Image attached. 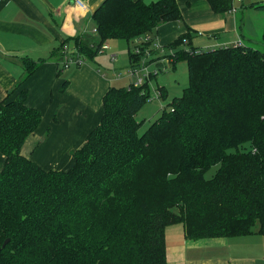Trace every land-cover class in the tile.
Wrapping results in <instances>:
<instances>
[{"label": "trees", "instance_id": "obj_1", "mask_svg": "<svg viewBox=\"0 0 264 264\" xmlns=\"http://www.w3.org/2000/svg\"><path fill=\"white\" fill-rule=\"evenodd\" d=\"M178 1L104 0L95 37H71L52 54L93 63L105 42L121 38L136 66L132 44L182 21ZM207 1L219 14L232 7ZM262 34L257 47L176 51L189 85L143 134L137 114L148 85L110 87L100 124L60 171L22 152L43 120L24 84L49 59L23 58L24 78L0 100V247L9 239L0 264H168L167 227L179 223L189 240L264 234Z\"/></svg>", "mask_w": 264, "mask_h": 264}, {"label": "crops", "instance_id": "obj_2", "mask_svg": "<svg viewBox=\"0 0 264 264\" xmlns=\"http://www.w3.org/2000/svg\"><path fill=\"white\" fill-rule=\"evenodd\" d=\"M81 1L83 8L75 0H0V100L24 78L23 58H49L40 63L24 84L29 90L27 104L40 110L43 120L22 152L43 168L59 171L74 165V150L82 147L88 134L100 124L103 96L116 81V77L104 73L94 62L85 60L80 65L64 68L65 56L52 54L71 37H95L93 13L104 0ZM178 3L183 20L161 24L155 31L153 39L161 47L173 44L187 33L191 38L186 41L191 44L194 38L206 35L201 44L210 47L231 46L240 38L245 46H255L262 38L261 33L257 41L252 39L264 29V14L260 15L263 24L259 31L252 32L245 18L255 15L257 10L244 5V1L236 3V13L229 10L225 14L215 13L207 0H179ZM108 45L109 50L124 47L123 43L113 40ZM130 46L128 42V50ZM203 48L206 47L196 49ZM162 87L167 96L166 88ZM5 161L0 153V170ZM174 225L178 224L169 226ZM169 226L168 264H264V234L189 240L183 225ZM251 243L254 245L250 246Z\"/></svg>", "mask_w": 264, "mask_h": 264}, {"label": "rangeland", "instance_id": "obj_3", "mask_svg": "<svg viewBox=\"0 0 264 264\" xmlns=\"http://www.w3.org/2000/svg\"><path fill=\"white\" fill-rule=\"evenodd\" d=\"M243 1L244 5L248 7L252 6L254 10H257L255 15L245 18V20H248L250 22L252 32H257L259 31V26L263 24V21H261L262 17H260V15L264 14V0ZM260 5H262V7H260ZM242 10L243 9H240L241 13ZM241 21L242 20H240V22ZM262 32L254 34L252 39L254 41H257L260 38ZM241 33L242 32H239V34ZM204 37L207 36L202 35L198 38H194V44L187 42L186 44H180L173 49H171L169 46L159 47L160 43H158L157 45L155 42H152L153 45H149V48H144V51L140 54V58L138 61L139 64L136 65V67L140 69V77L144 79L145 84L149 87V99L145 103V106L137 114V120L142 123L139 129L140 134L146 132V130L149 129L150 125L161 117L163 109H170L169 102H171V100L175 98V96H180L183 93L184 88H187L189 85V73L186 60L180 58L177 59V61L174 60L172 63V60L170 59L174 58V56L172 57V54L175 51L187 50L191 46H194L196 48L202 46L206 47L203 49L216 48L201 44V41ZM113 41L123 43L124 47L120 50H100V53H98V55L94 57L93 62L96 63L97 66H99V68L104 71V73H108L111 76L116 77L115 86L117 85L130 87V85L133 83L132 78L130 77L132 64L130 49L128 50V42L127 40L121 38H114ZM132 46L135 48L134 44H132ZM258 47H261L260 44ZM161 58L165 59L166 67H168L165 71H158L159 68L157 67V61H159V59ZM90 65L93 66V64ZM72 66H75V64H73ZM137 78L138 77L135 76L134 79L136 80ZM162 86H164L168 92L166 98L162 95ZM213 172L214 170L210 171L208 173V176H211ZM174 226L175 227L169 226V228H179L182 227V224L179 223L178 225ZM249 245L253 246L254 244L251 243ZM204 248H202L201 253L205 252Z\"/></svg>", "mask_w": 264, "mask_h": 264}, {"label": "built area", "instance_id": "obj_4", "mask_svg": "<svg viewBox=\"0 0 264 264\" xmlns=\"http://www.w3.org/2000/svg\"><path fill=\"white\" fill-rule=\"evenodd\" d=\"M243 0H232V7L230 8V11L233 13L237 12L238 7L236 6V3H241ZM76 4L79 5L80 7H84V3L81 0H75ZM229 11V12H230ZM95 32H97V30L95 29ZM152 42H155L157 45L158 43H160L159 41L156 42V40H154L153 38H151L150 35H145L140 39H137L135 42V48L133 49L134 53L140 54L144 51V48H149V45H153ZM184 42H187L186 40ZM241 38L239 39V41L234 44L235 46L240 45L241 43ZM156 45V46H157ZM233 45V46H234ZM228 45L223 44L221 46H217V47H227ZM109 47L108 42H105L102 45L101 50H106ZM161 47V45L159 46ZM216 47V48H217ZM208 49H213V48H208ZM197 50H202V49H197ZM177 52L175 51L172 54V57H175V54ZM172 60V63L174 61V58H170ZM84 60H81L79 58L76 57H68L64 62H63V66L64 68H69L71 67V65L75 64V65H80L81 63H83ZM157 63H159L162 67V70L165 71L168 67H166V61L164 58L159 59V61H157ZM139 64V63H138ZM132 69L130 70V77H132V83L134 84V86L140 87L143 86L145 84L144 79L142 77H140V69L137 68L136 66H132ZM159 71V70H158ZM135 76H137L138 78L135 80Z\"/></svg>", "mask_w": 264, "mask_h": 264}, {"label": "water", "instance_id": "obj_5", "mask_svg": "<svg viewBox=\"0 0 264 264\" xmlns=\"http://www.w3.org/2000/svg\"><path fill=\"white\" fill-rule=\"evenodd\" d=\"M9 241V239H7L4 244L0 247V252L4 249V246L6 245V243Z\"/></svg>", "mask_w": 264, "mask_h": 264}]
</instances>
